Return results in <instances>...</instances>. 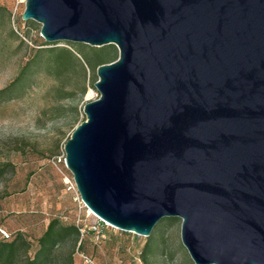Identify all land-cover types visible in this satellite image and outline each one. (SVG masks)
Returning a JSON list of instances; mask_svg holds the SVG:
<instances>
[{
	"label": "water",
	"instance_id": "95a60500",
	"mask_svg": "<svg viewBox=\"0 0 264 264\" xmlns=\"http://www.w3.org/2000/svg\"><path fill=\"white\" fill-rule=\"evenodd\" d=\"M46 43L114 45L63 146L85 207L193 264H264V0H25Z\"/></svg>",
	"mask_w": 264,
	"mask_h": 264
},
{
	"label": "rangeland",
	"instance_id": "374dc122",
	"mask_svg": "<svg viewBox=\"0 0 264 264\" xmlns=\"http://www.w3.org/2000/svg\"><path fill=\"white\" fill-rule=\"evenodd\" d=\"M12 3L0 0V91L27 63L29 68L12 98L0 99V229L9 235L0 241L21 233L30 249L20 259L32 257L48 223L57 219L84 233L60 243L48 264H84L81 254L94 264H193L180 241V219L161 220L148 237L137 236L88 215L75 193L66 190L64 180L73 178L63 162V146L85 120L83 106L98 99L97 67L116 60L118 50L114 45H44L40 25L30 20L21 25L22 38L10 22ZM96 224L104 239L90 229ZM146 243L150 252L143 257Z\"/></svg>",
	"mask_w": 264,
	"mask_h": 264
},
{
	"label": "trees",
	"instance_id": "16d2710c",
	"mask_svg": "<svg viewBox=\"0 0 264 264\" xmlns=\"http://www.w3.org/2000/svg\"><path fill=\"white\" fill-rule=\"evenodd\" d=\"M29 21L23 22L27 24ZM44 45H50L44 43ZM67 51H61V56H68ZM115 60H112V62ZM111 63V62H110ZM29 68V63L22 67L17 77L5 88L0 91V99H11L14 92L22 85L26 72ZM70 137V136H69ZM68 137V139H69ZM67 139V140H68ZM167 221H173V219H166ZM157 228L155 229V231ZM79 236V227L75 225H63L59 220H51L43 234L37 241V249L32 257L25 256L22 260L20 259V253H28L30 249L29 242L24 239L21 233H16L11 241L1 240L0 241V264H48L53 256L55 248L62 243L65 239L70 237ZM151 244L146 243L143 247V257L150 252Z\"/></svg>",
	"mask_w": 264,
	"mask_h": 264
},
{
	"label": "built area",
	"instance_id": "2783aa9c",
	"mask_svg": "<svg viewBox=\"0 0 264 264\" xmlns=\"http://www.w3.org/2000/svg\"><path fill=\"white\" fill-rule=\"evenodd\" d=\"M24 5H25V0H13V3L9 9V18H10L11 25H12L14 31L17 34H19L22 38H23V35L20 32H21V25L24 24L23 23L24 21H22L21 15L24 11ZM21 7H22V9H21ZM60 161L61 160H59V162ZM63 162H64V159H63ZM64 185H65L67 191L75 193V201L77 202L79 208H86L85 205L83 204V202L81 201L80 197H79V194L76 190V186H75L74 181L66 179V180H64ZM86 210H87L88 215L94 216L88 209H86ZM101 223H103V222H101ZM90 229L93 230V232L96 234V239H104L105 238L104 234L99 229V225H97V224L92 225L90 227ZM79 231L83 235L84 228L79 229ZM0 236L2 238L9 239L8 233H6V231H4L3 229H0ZM80 257H81L84 264H94L93 261L90 258H88L87 256L81 254Z\"/></svg>",
	"mask_w": 264,
	"mask_h": 264
}]
</instances>
